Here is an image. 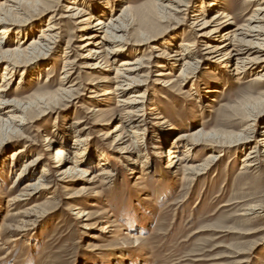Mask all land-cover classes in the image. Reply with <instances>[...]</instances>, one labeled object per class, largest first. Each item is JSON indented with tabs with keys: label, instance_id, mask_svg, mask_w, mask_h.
Segmentation results:
<instances>
[{
	"label": "rangeland",
	"instance_id": "rangeland-1",
	"mask_svg": "<svg viewBox=\"0 0 264 264\" xmlns=\"http://www.w3.org/2000/svg\"><path fill=\"white\" fill-rule=\"evenodd\" d=\"M2 1L11 5L10 0ZM39 1H25L23 11L14 12L18 22H11L8 30L30 32L23 40L27 44L53 16L62 37L52 55L23 61L26 64L13 70L6 69L7 62L0 59V100L25 103L56 91L64 81L61 76L68 57L76 61L65 79L73 90L67 97L34 106L22 135L3 137L7 127L0 120V264H264V163L246 168L243 161L264 135V103L255 120L252 114L259 108H253L251 115L246 109L247 101L264 93V82L254 81L256 75L264 74V65L249 75L234 76L232 68L212 57L208 42L199 41L194 48L199 51L198 62L186 79H177L181 62L175 66L168 57L158 56L140 71L135 89L118 91L115 69L123 60L121 55L101 70L82 66L79 54L84 51L78 47L82 32L76 28V19L63 17L72 15L64 6L74 0ZM245 1L224 0L223 6L211 9L205 0H193L189 14L197 6L210 19L224 8L232 18L245 13V20L255 9ZM125 3L143 7L153 19L150 31L157 33L153 40L136 46L144 28L139 22L131 24L124 46L133 61L142 56L148 62L154 44L172 55L180 44L197 41L190 19L172 10L156 17L157 11H151L156 0L112 1L110 5L114 13H120ZM233 20L209 41L218 44L222 33L236 25ZM13 39L0 42L12 47L21 41ZM166 61L167 67L158 66ZM161 70L172 72L175 82L160 80ZM35 72L39 74L33 78L22 75ZM7 75L10 80L3 81ZM106 90L113 93L103 95ZM141 91L147 98L143 125L127 126L124 140L117 142L112 131L130 109L123 101ZM250 127L254 132L249 141L235 143ZM181 132H202L201 141L188 145V140L176 139ZM79 134L83 139L79 148L86 149V157L75 155L80 152L74 144ZM49 136L61 143L68 140L64 166L75 165L78 158V168L89 172L59 181L52 166L56 149L49 151L45 146ZM21 147L27 152L14 157L12 152ZM169 147H178L180 157L187 151L189 157L170 166ZM259 149L263 155L264 147ZM98 155L107 156L104 164L94 160ZM212 155L218 158L209 164ZM33 157L38 161L27 163ZM205 162L206 170L199 175L187 169ZM43 167L50 169L51 185L31 197L24 195L25 185L39 179ZM101 168L112 170L114 176L95 177ZM84 188L88 191L80 193ZM80 212L83 219H78ZM124 253L123 262L117 255Z\"/></svg>",
	"mask_w": 264,
	"mask_h": 264
},
{
	"label": "bare ground",
	"instance_id": "bare-ground-1",
	"mask_svg": "<svg viewBox=\"0 0 264 264\" xmlns=\"http://www.w3.org/2000/svg\"><path fill=\"white\" fill-rule=\"evenodd\" d=\"M10 1L11 5H6L4 1H0V35H2L0 37V41L2 38H9L10 36H14L13 42H16L17 39H21V41L14 44L12 47H6L4 42H0V59H3L7 62V65L5 66L6 69L9 67L10 70H13L15 68H18L19 66L26 64L21 63L23 61H31V59L36 60L44 57V55H52L57 48V43L62 37V31L59 24L55 23V19L53 18V16H50L48 18L49 22L45 26H43V28H41V33L38 36L31 38V40L26 44V42H24L23 40L28 38L30 32L24 31L11 33V31L8 29L10 28L11 22H18V19L16 20V18L19 17L14 12L18 13L19 11H23L22 5L27 0ZM112 1L121 3L122 0H98L90 4L83 3L85 5L78 4V0H74L69 5L65 4L64 6L66 12H71L72 15H65L63 17L72 18L73 20L76 19V28L82 32V34L80 35L81 44H78V47L80 48V50L84 51L79 54L80 58L82 59L80 60L83 61V67L88 69L101 70L102 68L111 66V61L116 60L121 55L123 60L115 69V78L118 80L116 90L118 91L124 90L126 87L129 89H135V84L137 82H140V76H142L140 75V71H142L143 68L147 67V65H149L150 67L153 63L152 61H154V58L158 56H163L165 58L168 57L167 59H169V61H171V63H173V65L175 66H177L179 62H181L182 67L178 72L179 74L177 75V79H180L181 81L184 78L186 79L189 75V70L191 68H194V63L198 62L197 54L199 55V51L194 50V48H196L197 44L200 43L199 41L208 42L206 43V47L209 48L208 50L210 51L212 57L222 60L223 67L225 66L228 68H232L231 72H234V76L240 74L249 75L252 71L260 70L261 66L264 65V0H246L245 4L247 6H255L253 13L249 16V18L245 20L242 19L246 16L245 13H243L239 17H233L235 21L224 8H218L217 12L213 14L210 19H206L205 9L201 8L204 7L203 5H201V9H198V7L196 6L195 13L192 15L189 14L190 6L192 5L193 0H156V3L154 4L155 6L151 8L152 13L157 11L155 16L161 18L164 14H169V12L174 11V13L181 15L182 17H184V19H190V26L192 30L196 32L195 36L198 42H184L180 44V48L176 49L174 51L175 53L172 55L168 54L167 49H163L160 46L154 44L152 47L153 51L151 53V56L147 59L148 62H146V59H144L142 56L137 58L135 61L130 59L128 53L130 49H125L124 41L129 27L135 22H139L144 30L141 31L142 37L140 38V40L138 39L139 42H134V45L136 44V46H139L141 44L147 43L150 40H153L157 34L156 32L150 31L151 29H153V19L151 18L150 14L143 9V7H133L129 3H125L122 5V9L119 10L120 13H114V10L110 5ZM36 3L39 4L40 1L36 0ZM205 4L211 9H217V7H221L220 5H224V0H205ZM32 11L35 13L38 12V9ZM107 14H109L110 16H107ZM230 20H233L236 25L228 28L222 33L223 37L218 40V44H212V42L209 40L214 38L215 35L222 31L224 26L228 27L230 25L229 23H231ZM67 45L69 48L71 47L69 44ZM123 51L127 53L122 55ZM47 64L49 65V63ZM167 64L168 62L166 61L165 63H159L158 66L167 67ZM75 65L76 61L69 60V57L68 59L64 60L63 75L61 76L62 78H64V81L61 87L56 91L45 93L46 95L40 96L39 99L36 96L38 102L36 101V99L31 101L29 100V102L25 103L19 100H14L12 102H3L2 100H0V103L3 104V108L0 109L3 116L2 114L0 115V120L3 121L4 126L7 127V130L2 134V136L9 137L15 135L18 136L19 134L22 135L24 124L27 121V115L34 106H37L42 102L45 103L49 101V99L56 101L55 99L59 100L62 97L69 96L73 88L71 85L67 86L69 81L65 79L72 74ZM14 72L16 71H13L12 74H14ZM3 73L6 74L5 72ZM37 74H39V72L29 73L27 76L22 73V75L26 78H33ZM157 74L160 76H164L161 77L160 80L165 78L163 80L168 84L175 82V79L171 77L173 76L172 72L161 70ZM8 80H10V77H8V75L4 76L3 81ZM254 81L258 82L259 84L264 82V74L256 75V77H254ZM210 92L213 93L214 91L208 90V93ZM110 93H113V91L108 90L107 92L103 93V95H108ZM122 93H124V91H122ZM35 101L37 103H35ZM53 101L51 103H54ZM146 102V93L142 91L139 94L135 95L133 99L123 101V105H130V109L126 111V116L122 119V121H120V124L118 123L116 125V128L112 131L117 142L122 143V141L124 140V131L127 126L141 127L143 125L142 121L144 120V118H141V116L145 115L143 111L146 110ZM263 103L264 93L257 98L255 97V99L251 101H247L246 109L248 115H251L253 108H259V110L253 111L254 114H252V119L255 120L258 114L261 113V104L263 105ZM246 130L247 131L244 134L245 136L242 135L241 137L236 138V140L234 141L235 143H238L241 140L249 141V138H251L250 134H252L254 130L251 127ZM79 132H81V129H79ZM133 133L139 134L137 130H135ZM212 134L214 135V133ZM78 136V139L74 143L77 148H79V146H83V144L81 145V140H83L82 137H80L81 134H79ZM262 136V138H259L257 140V148H252L253 151H251V153H249L248 156L243 159V161L246 162V168L253 167V165L255 166L257 163H264V158L262 157L264 154L262 155L261 150L259 149V146L264 147V135ZM201 137L202 132H195L192 134L181 132L176 136V139H186L188 140V145H194L197 141H201ZM45 141V146L49 151L56 149L55 159L57 160V163L55 162V164L52 166L54 168L53 171L57 172V174L60 176L59 181L64 182L69 178L71 179V177L79 176L80 173L89 172L82 167L78 168V158L75 159V165L64 166L66 160H68L69 155V152L67 153L65 149L69 147L68 140H63V142L61 143L55 141L49 136ZM212 144L215 147L224 146V144ZM169 148L166 149V151L169 150V153H171L170 166H176L180 163L181 160L183 161L184 159L189 157V152L187 151L184 154V157H180L176 151L178 147ZM85 150L84 147H81L79 148L80 152L75 155H78L77 157L81 155L86 157ZM22 152L25 153L27 151L24 150L23 147H21L17 148L12 153L15 157L17 155H23ZM63 157L65 160H63V162H60ZM96 158L97 159L94 158V160L97 161L100 165L105 163L107 156L98 155L96 156ZM217 158L218 156L212 155L207 160L210 164L217 160ZM15 159L16 158L12 157L13 161ZM37 159V157H33L31 158V160L27 161V163L38 161ZM85 162H87V159L85 160ZM208 162H205V164L198 166L192 165L190 167H187V169L192 174L199 175L201 172L206 170ZM183 169L186 168L184 167ZM99 171L100 172L96 174L95 177L102 176V178L105 179V175H108L110 177L112 175L114 176L112 170L101 168L99 169ZM49 174H51L50 169L48 167H43V172L40 178H35L36 180H31L25 185L26 193L24 195L31 197L40 190L48 188V186L51 185L47 180ZM90 182H94V180H91ZM86 190L87 188H84L80 193H84ZM21 195L23 196V194ZM82 214L83 212L79 213L78 219L84 218V215ZM86 220L88 219L86 218ZM117 257L120 261L124 262L127 255L125 253L118 254Z\"/></svg>",
	"mask_w": 264,
	"mask_h": 264
}]
</instances>
